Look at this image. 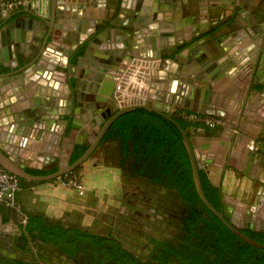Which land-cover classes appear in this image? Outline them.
Segmentation results:
<instances>
[{
	"label": "water",
	"instance_id": "obj_1",
	"mask_svg": "<svg viewBox=\"0 0 264 264\" xmlns=\"http://www.w3.org/2000/svg\"><path fill=\"white\" fill-rule=\"evenodd\" d=\"M6 1L8 0H0V79H8L12 86L14 84L19 86V80L22 79L23 81L25 79L35 81V77L31 78L30 75L28 77L30 68L34 67L38 73L41 72L39 68H45V72L52 74L54 72L64 80L61 79L60 84L56 82L52 84L53 93L51 92L50 95L53 99L51 102L64 98L72 107L65 112L62 110L58 112L55 110L51 113L47 110L43 111L39 107L43 103H49L47 97L41 92L39 104L36 105L38 108L31 110L33 116L29 113L28 116L25 112L22 113L24 118L30 117V124L35 118L40 127L53 124L46 122L48 114L58 116V124L62 125L63 129L60 130L62 135L57 137L54 143L60 146L63 141L64 155L59 158L55 172L47 175L27 172L25 169L28 166L22 160L16 159V152L11 146L13 143L8 141V144L6 143L7 126L5 125H0V142L3 144H0V167L2 169L26 183L53 181L59 176L75 171L89 160L107 130L120 117L137 110L153 113L172 123L179 131L190 164L194 190L202 204L233 234L239 236L247 244L264 250L263 244L241 234L242 228L238 224L239 221L245 219L246 229L255 228V232L262 230L264 232V178L257 180L252 178L254 184L249 187L247 193L250 198L249 204L239 201L231 203L228 201V196L221 193V181L224 175L228 172L242 171L240 165L242 161L246 162L244 155L249 151L248 156H251L257 143L258 135H253L243 128L253 124L261 131L264 130V69H262L264 29L262 30V27L255 26L250 30H237L229 37L233 38L236 46L228 53L231 60L228 72H232L240 80L237 79L238 82L235 81L231 90L225 93L228 102L221 105L218 101L220 97L217 100V93L213 86L210 85V90L206 93L203 89L196 87L195 83L199 80L193 77L192 73L173 70L176 57L182 51L191 48L194 43L191 36H179L172 30H165L160 22L155 20L153 9L155 0L139 1L141 7L136 6L138 8L132 12V19L127 24L129 31H125V28L121 29L118 25L108 27L103 23H97L93 26L89 25L87 31L80 34L82 28L76 26V32L74 30L64 35L71 43L66 53L49 48L60 40L57 37L59 36L57 20L65 18L64 15L68 11L74 14L76 12L82 19H87V14L82 10L78 13L77 7L76 9L71 8L68 0H29L24 16L14 20L12 15H5V10L1 8V4ZM123 2L119 5L116 2L115 8L117 10L118 7L122 8ZM38 3H42L41 8L46 10L45 16L41 10L38 12V9L34 7L38 8ZM139 14L142 15L139 16ZM259 17L264 22V11L259 13ZM202 22L200 21V28L205 25ZM79 25L82 26V24ZM14 26L28 30L27 38L23 36V33L11 36L9 29ZM137 27L136 33L134 28ZM215 29H217L216 26L213 30ZM138 34L141 36L139 39L136 38ZM152 36L153 40H150L149 37ZM193 38L198 40L200 35L195 34ZM123 39L128 40L129 44H121ZM259 40H262L260 45ZM31 41H35V45L32 46L35 52L29 54L22 43ZM104 42H107L106 46H103ZM178 48L181 50L178 51ZM225 51L228 52L227 49ZM50 54L53 58L46 63V56ZM80 63H89L92 75L90 72L84 76H75V67ZM96 75H101L102 80L94 82ZM60 90H64L63 95H59ZM0 91L3 92L1 88ZM14 94L17 96L18 92L14 91ZM86 95L91 96L90 100H86ZM171 106L213 116L221 121V128H219L220 131H224L225 135L222 136L224 140L217 149V152L221 154L218 155L220 158L215 157L222 159V163H214V166L220 169L218 176L211 174L210 168L213 162L210 157L205 158L201 155L192 143L189 135L190 129H183L170 116L171 112L168 107ZM105 113H107L106 116ZM31 126L29 125V128ZM26 133H23V136L28 137L29 140L33 131L27 136ZM78 135L81 136V140L77 138ZM83 144L86 146L85 152L70 164L73 147ZM247 162L250 161L247 160ZM201 172L204 173L209 184L221 193L222 208L220 211L212 206L204 194ZM18 196L19 192L15 194L14 206L18 203ZM9 207L12 206L0 202V235H5L12 230L21 231L11 221L7 224L2 222L5 209ZM258 227L261 228L260 231Z\"/></svg>",
	"mask_w": 264,
	"mask_h": 264
},
{
	"label": "crops",
	"instance_id": "obj_2",
	"mask_svg": "<svg viewBox=\"0 0 264 264\" xmlns=\"http://www.w3.org/2000/svg\"><path fill=\"white\" fill-rule=\"evenodd\" d=\"M139 1L140 0H125L124 2L122 0H68L71 8L75 7L76 9L77 7L78 13L82 10L88 17L87 19H82L79 18L80 15L76 12L75 14L71 11L66 12L64 15L65 18H59L56 23L58 26L57 33L59 31V36L57 37L60 40L56 42V44L53 42V46H49V48H52L53 51L66 53L71 43L64 35L72 33L74 30L76 32L78 26L82 28L80 34L85 33L89 25L92 24L93 26L97 23H103L108 27L118 25L121 29L125 28V31H129L127 24L132 19V12L138 8L136 6H140ZM116 2L118 5L123 2V7H118L117 10V8H115ZM42 3L37 4L38 8L36 6L34 7L38 9V12L41 10L43 16H45L46 10L41 8ZM153 9L155 11V20L159 21L160 25H162L165 30H172L173 33L176 32L179 36H191L192 42L194 43L191 48L182 51L181 54L176 57L177 59L173 65V70L181 73H192L193 77L201 81L200 83L197 81L198 84L197 82L195 83L196 87L203 89L206 93L210 90V85L213 86L217 93V100L220 97L218 101L221 102V105L226 104L225 102H228V97H226L227 94L225 93L231 90L237 79L240 80L235 74L228 72L231 63L228 53L230 49L236 46L233 42V38L229 37L237 30H250L255 26L262 27V30L264 29V22L259 17V13L264 11V0H155V2L153 1ZM38 12H36L37 15ZM140 15L142 14H139V16ZM21 16L19 15V17ZM32 19L34 18L32 17ZM200 21H203L202 23L205 24L202 28H200ZM79 24H82V26ZM215 26L217 29L213 30ZM197 27H199V29ZM9 30L12 33L11 36L23 33V36L27 38L28 30H25V28L22 29L14 26ZM137 30L138 27L134 28L136 33ZM195 34L200 35L198 40L193 38ZM140 37L139 34L136 36L137 39ZM2 38L4 39V37ZM149 38L153 40V36ZM259 41L260 45L262 40ZM127 43L128 40L123 39L121 44L127 45ZM262 44H264V42ZM33 45H35V41L22 43V46H24L29 54L35 52L32 47ZM106 45L107 42H104L103 46ZM97 46L100 47L99 44H97ZM226 49L228 52L225 51ZM179 50L181 49L178 48V51ZM46 57V63L50 62L53 58L51 54ZM91 59L93 58L91 57ZM91 59L88 60L92 61ZM102 65L105 66L104 63H102ZM67 67L69 66L67 65ZM90 68L89 63H80L75 67L74 75L84 76L85 74H90L92 71ZM44 69L45 68L42 67L39 68L41 72L38 73L34 67L30 68L28 77L29 75L31 78L35 77V81L26 80L24 77L25 81H23V79L19 80V86L16 84L12 86L8 79H0V88L3 90V92L0 91V101L4 100V104L8 108V111H5V113H2L3 116H0V125L7 126V133H5L6 143H13L11 146L14 152H16V159L22 160L23 163L28 166L29 172L36 175H47L50 173L45 171L56 168L59 158H62L64 155V149H62L63 141H61L60 146L54 143L57 137H60L61 134H59L58 131L62 128L58 123L55 124L58 119L57 115L50 116V114H48L46 122L53 124L48 127H40L37 121H35V118L31 120L32 124H30V117L24 118L22 113L25 112L28 116L29 111L38 108L36 105L39 104L41 92L47 97L49 103H43V105L39 107L43 111L47 110V112L49 111V113H51L55 110H57V112L62 110V112H65L66 109L72 107H70V105L67 106L68 100H64V98H55L59 101L54 100L51 102L53 99V96L50 95L53 88L52 84L55 82L57 84L62 83L61 79L63 80V78L54 72L53 74L45 72ZM262 69H264V65ZM57 70L59 69L57 68ZM94 78V82L102 80L101 75H96ZM14 91L18 92L17 96L14 94ZM63 91L60 90L59 95H63ZM212 93H214V91H212ZM85 97L86 100H90L91 98V96L89 97L88 95ZM168 110H170V116L174 119H179L180 111L191 112L186 109L174 108L173 106L168 107ZM183 123L186 124V128L190 129V139L198 152L204 155L205 158L210 157L212 160L213 164L210 168L211 174L218 176L220 169L215 167L214 163H222V159H219L220 156H218L221 154L217 152V149L224 140L222 138V136L225 135L224 131H220L221 127L210 130L203 124H190L185 121ZM29 125H32L30 129ZM243 129L253 135H258L257 143L251 152V156H248L249 151L244 155L246 162L242 161L240 165L242 171L228 172L224 175L221 181V193L227 195L228 201L231 203L239 201L249 204L250 198L247 193L249 187L254 184L252 178H254V180L264 178V130L261 131L258 126L253 124ZM30 130L33 131L32 137L29 138V140L28 137H25L27 138L25 139L23 133L27 132V136ZM16 132L19 133V135H16ZM77 138L81 140V136L78 135ZM111 140L108 146L115 148L114 156L117 161L116 164L99 165L97 167L106 170V174L109 178L106 180L107 185L119 190L122 184L127 183L120 174L124 175L129 173L128 170L123 168L128 167L130 168L129 170H132V165L128 162V155H126L125 151H122L121 144L115 139ZM0 144L3 145L1 142ZM127 146L130 147V142ZM95 153H93L91 157H93ZM216 156L219 158H215ZM222 156L224 158V155ZM247 160L250 162H247ZM95 170L96 169L92 168L88 169V167H84L83 169L84 184L87 190L85 193L87 192V194L91 192L92 188H95L99 184V180L94 174ZM102 183L104 184V181ZM94 196L99 198L97 191ZM72 197V190L58 185L56 181L26 183L19 192L17 205L11 207V220L15 222L19 228L22 219L29 214L45 216L50 220L62 223L61 220L64 222L68 220L74 221L73 214L75 215L80 211L83 214L91 212L90 210L88 211L91 205V199L87 197V199L79 201L81 206L74 203ZM110 199H113V201L115 200V198ZM123 205L124 204L121 206ZM86 215L90 217V214ZM68 227L66 223L63 225L64 229Z\"/></svg>",
	"mask_w": 264,
	"mask_h": 264
},
{
	"label": "flooded vegetation",
	"instance_id": "obj_3",
	"mask_svg": "<svg viewBox=\"0 0 264 264\" xmlns=\"http://www.w3.org/2000/svg\"><path fill=\"white\" fill-rule=\"evenodd\" d=\"M9 1L11 0L2 3L1 8L5 10V15H12V19L14 20L19 19V15H24L27 6L25 8L9 10L6 7ZM4 105V100H1L0 116H3L2 113L8 111V108ZM67 106H69V103ZM70 109L71 108H68L66 111ZM29 114L33 116L31 111H29ZM129 114L130 113L124 116ZM106 115L107 113H105V116ZM126 121L127 119H124L114 123H116L118 128L122 129V124L126 123ZM56 123H58V120H56ZM60 127L63 129L62 125H60ZM111 127L107 130L95 151L105 144L109 145L110 141H112L107 138ZM29 132H31V130ZM58 132L62 135V132ZM81 146H84V144ZM84 147L86 149V146ZM75 148L76 146L72 149L70 159ZM128 162L132 165V170H129L130 168L128 167L123 169L128 170L132 177L147 181L153 190L160 188L165 193L172 195L173 201L170 203L169 209L166 208L168 205L166 202L163 203L162 201H158V199L153 200L149 198V203H146V200L143 198L138 202L139 204L135 202L134 205L130 204V201L126 199V204L119 207L117 213H103L101 215L102 219L105 221L103 225L108 226L109 228L106 234L91 233L79 228L68 227L67 229L72 228L80 231V234H77L75 239L70 240L71 242L68 239L63 240L56 247L47 243H42L29 236L27 232H24L27 223V216H25L20 222L19 229L21 228V231L12 230L5 235H0V264L10 261L35 264H189L190 262H193V264H242L240 261V252L235 251H240L242 247H233L234 250L223 247L224 250H218L217 247L213 245L218 241L215 239L217 238L218 232L215 233L210 231L209 234H205L200 231L195 236L190 235V241L187 243L184 239L188 236L186 226L189 217V209L186 204L177 195L175 190L167 189L161 184V182L157 184L153 183L154 173L150 174L149 172H154V170L151 169L150 164L148 165L144 164V162H139V160L132 155H128ZM25 170L29 172V168H26ZM55 171L56 168H53L52 170H47L45 172L53 173ZM138 171L140 173L139 176L136 174ZM202 173L203 172L200 174ZM142 205L148 206L152 211L149 212L152 216L149 215L146 220V217L143 218L145 214L143 216L139 215L137 211V209L147 211L146 208L144 209L145 206L141 207ZM132 206L134 207L133 209L130 208ZM111 208L114 207H110V209ZM11 214L12 208L9 207L5 209V215L2 217V222L4 224H7L9 221L13 222L11 220ZM125 217L134 222L138 219L139 223H142L140 227L144 226L145 222H147L149 225H154L156 228L150 229L149 227L144 226L140 229L138 226L139 223L136 222L132 225L131 221L127 218L125 219ZM201 217L206 219V215H202ZM207 220L209 221L208 216ZM210 223L213 224L212 222ZM60 224L63 227L64 224ZM238 224L242 228V230H240L241 234L250 240L264 245L263 230L261 232H255V228H253V230L246 229L247 225L245 219L239 221ZM226 230L230 235L235 237L234 242L238 240L237 242L246 243L227 228ZM260 230L261 228L259 231ZM83 232L87 234H84ZM201 235L208 238V242ZM203 241H206V244H202ZM35 247L41 248L48 253L47 260H42L39 256L40 251ZM248 253L249 257L245 259L244 264H264V250L250 246ZM197 257L201 259H197ZM52 258L56 259V261H53Z\"/></svg>",
	"mask_w": 264,
	"mask_h": 264
},
{
	"label": "trees",
	"instance_id": "obj_4",
	"mask_svg": "<svg viewBox=\"0 0 264 264\" xmlns=\"http://www.w3.org/2000/svg\"><path fill=\"white\" fill-rule=\"evenodd\" d=\"M124 119H127V121L122 124L123 128H118L116 123H114L107 138L117 140L121 144L122 151H125L126 155H132L139 160V162L150 164L151 169L154 170V172H149L150 174L154 173L153 183L157 184L161 182L167 189L175 190L177 195L186 204L189 209V217L186 226L188 236L184 238L185 241L189 243L191 238L190 235L195 236L200 231L205 234H209L210 231L215 233L218 232L217 238H215L218 241L213 245H215L218 250H224L223 247L230 248V250L233 249V247H242L240 251H235L240 252V261L244 264L245 259L249 257L248 251L251 245L237 242L238 240L234 242L235 237L230 235L226 228L199 200L192 183L188 157L177 128L158 115L140 110L132 112L127 116H122L117 121ZM175 121L178 122L183 129L187 127L181 118L175 119ZM129 142L130 147L127 146ZM85 150L84 146H76L70 159V164L75 162ZM136 174L139 176V171L136 172ZM200 176L206 198L213 207L220 211L222 208L220 191L209 184L203 173L200 174ZM19 185L23 188L26 182L19 179ZM202 215H206V219H203L201 217ZM26 216L27 223L24 232H27L29 236L42 243H47L56 247L63 240H73L76 238L77 234H80V231L72 228L64 229L59 221L50 220L45 216L30 214ZM207 216L209 217V221L207 220ZM83 233L87 234L85 232ZM205 239L208 242V238ZM206 241H203L202 244H206ZM197 259L201 258L197 257ZM4 264L35 263L10 261ZM189 264H193V262Z\"/></svg>",
	"mask_w": 264,
	"mask_h": 264
},
{
	"label": "rangeland",
	"instance_id": "obj_5",
	"mask_svg": "<svg viewBox=\"0 0 264 264\" xmlns=\"http://www.w3.org/2000/svg\"><path fill=\"white\" fill-rule=\"evenodd\" d=\"M115 154V148L108 146L107 144L103 145L102 147H100V149L97 150V152L93 155V157H91L89 160H87L83 165L80 166V168L78 170H76L77 175H79L81 177L84 189L86 188L85 184H84V176H83V169L84 167H88V169H96L94 171L95 177H97L98 181V186H96L95 188L91 189V192H89L87 194V192L85 193V191H87L86 189L84 190V195L83 196H79L77 194L76 191L72 190L73 193V200L74 203H77L78 205H81L79 203V201H81L82 199H87V197L89 199H91V205L88 209V211L90 210L91 212L89 213H82L81 211L79 213H76L75 215L73 214V220L74 221H62L61 222L63 224H67L69 227H75V228H79L81 230H85V231H89L91 233H102V234H106L107 230H109L108 226L103 225V223L105 222L102 219V214L103 213H117V210L119 209V207H121L122 204H126V199L128 201H130V204H133L135 202H139L141 201L143 198L144 200H146V203H149L148 200L150 199H158V201H162L163 203H167L168 205L166 206V208H170V203L173 201L172 200V195L165 193L163 190H161L160 188L157 190H153V188L149 185V183H147V181H144L143 179H136L133 178L130 173L129 175L126 173L124 175H121V177H123L127 183L122 184L118 189H114L109 187V185H107L106 180H108V175L106 174V170L104 168H99L97 166H102V165H111V164H116V158L114 156ZM114 156V157H113ZM115 173V171H114ZM101 180V181H100ZM54 181V180H53ZM104 181V184L102 183ZM102 183V184H101ZM97 184V182H96ZM161 190V191H160ZM97 191L99 198H96L94 196L95 192ZM94 192V194H93ZM116 192V193H115ZM162 193V194H160ZM110 198H115V200L113 201V199ZM150 198V199H149ZM95 201V202H94ZM98 201V202H97ZM97 202V204H96ZM113 203V204H112ZM139 204V203H138ZM113 205V206H110ZM119 205V206H118ZM82 206V205H81ZM145 206V207H144ZM110 207H114L111 208ZM141 207H144V209L146 208L147 211H142L141 209H137L139 215H144L145 220L147 219V217L152 216V214H150L149 212H152L151 209L148 208V206L146 205H142ZM131 209H133L134 207H130ZM121 210V209H120ZM119 210V211H120ZM149 210V211H148ZM24 212V211H23ZM86 214H90V217L87 216ZM101 217V218H100ZM141 217V216H140ZM127 217H125L126 219ZM64 219V218H62ZM128 220H130L129 218H127ZM132 225L135 224L136 222L139 223L138 219H136V221H132L130 220ZM142 223L140 222L138 224L139 228H143L144 226L149 227L150 229H154L156 228L154 225H149V223L145 222L144 226H141ZM40 253L39 256L42 258V260H47L48 257V253L46 251H44L41 248H37ZM50 258V257H49ZM51 260V259H49ZM53 261H56V259H53Z\"/></svg>",
	"mask_w": 264,
	"mask_h": 264
},
{
	"label": "built area",
	"instance_id": "obj_6",
	"mask_svg": "<svg viewBox=\"0 0 264 264\" xmlns=\"http://www.w3.org/2000/svg\"><path fill=\"white\" fill-rule=\"evenodd\" d=\"M28 4V0H11L7 3L6 7L9 10H16L25 8ZM179 118L190 124H203L210 130L217 129L221 126V121L218 118L193 112L180 111ZM54 181L60 186L76 191L79 196L84 195L85 189L81 177L77 175L76 170L59 176ZM20 191L19 179L0 167V202H4L8 206H13L15 194Z\"/></svg>",
	"mask_w": 264,
	"mask_h": 264
}]
</instances>
